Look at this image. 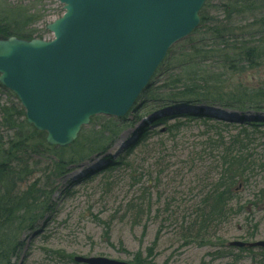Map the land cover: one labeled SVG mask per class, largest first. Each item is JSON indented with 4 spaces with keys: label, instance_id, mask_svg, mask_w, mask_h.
<instances>
[{
    "label": "trees",
    "instance_id": "trees-1",
    "mask_svg": "<svg viewBox=\"0 0 264 264\" xmlns=\"http://www.w3.org/2000/svg\"><path fill=\"white\" fill-rule=\"evenodd\" d=\"M211 1L200 12L198 29L169 51L155 82L140 99L146 111L136 118L148 111L152 113L154 109L150 107L155 106L164 115L149 120L125 148L123 156L118 159L106 156L107 164L100 170L112 172L119 166V171L129 172L131 187L139 185V189L129 201L127 211L144 216L152 212L156 202H164L166 211L174 205V195H168L170 186L165 187L164 177L174 166L172 160L185 156L178 170L183 181H187L184 186L189 191L187 195L191 194L194 210L193 216L184 219L178 235L187 247L212 245L211 239L223 225L248 205L257 206L251 202L242 204L241 194L264 170L263 155L257 152L258 132L243 129L226 135L219 125L207 121L203 115L204 108L214 106L264 113V0H221L215 5ZM43 2L0 0V38L43 39L47 31L37 26L47 18L45 11L38 8ZM214 65L220 67L216 69ZM1 91L14 99L3 103L0 98L3 129L0 136V264H7L20 247L23 233L32 230L42 212L49 209L56 181L71 167L109 152L128 123L127 117H94L90 129L83 128L73 145L51 147L46 142V134L27 123L25 110L16 97ZM169 107L196 109L197 113L182 110L165 114ZM184 117L191 118L187 122L203 118V141L189 153L179 154L176 150V154L164 157L167 142L175 141L187 123L167 120ZM158 125L163 128L157 129ZM157 136L170 139L157 144L154 141ZM138 153L156 160L155 168L143 174L132 158ZM164 162H167L165 166ZM260 194L263 201L264 189ZM157 243L158 239L154 246ZM232 250L228 246L217 257H231ZM235 250L239 251L234 256L236 263L243 259L244 253L257 250L255 261L264 264V248ZM58 256L73 262L75 255L59 253ZM133 263L148 262L138 254Z\"/></svg>",
    "mask_w": 264,
    "mask_h": 264
},
{
    "label": "rangeland",
    "instance_id": "rangeland-1",
    "mask_svg": "<svg viewBox=\"0 0 264 264\" xmlns=\"http://www.w3.org/2000/svg\"><path fill=\"white\" fill-rule=\"evenodd\" d=\"M220 1L212 0L211 4L215 5ZM38 8L43 9L47 15L46 20L37 25L40 29H46L48 23L64 13V5L57 0H44ZM44 38L52 39L53 34L47 31ZM219 67L214 65L216 69ZM0 98L3 103L14 100L1 90ZM142 105L141 102L136 113L132 112L127 116L128 126L111 149V154L123 156L125 148L117 153L115 151L117 144L125 136L124 140L127 141L132 135L139 134L152 118L164 115V111L156 109L155 106L150 107L154 109L152 113L148 111L140 118H136L137 114L146 111ZM182 110L197 113L196 109L169 107L165 114ZM203 115L207 121L219 125L226 135L239 133L243 129L258 132L260 137L258 136L257 152L264 158V113L214 106L211 109L204 108ZM172 119L167 122L174 123L178 120L187 122L186 119L191 118ZM201 119L196 118L185 123L175 141L167 142L164 157L176 154V150L180 151L179 154L189 153L195 145L202 143L205 127L203 118ZM1 122L0 117V136L3 131ZM251 124L259 126L253 128ZM161 125H158L157 129H162ZM86 129H90V126ZM138 131L140 132L136 133ZM169 139L166 136H157L154 141L159 144ZM132 158L135 165L140 170L143 169V174L151 167L155 168L156 160L149 159L144 153H138ZM92 159L95 160V157ZM185 159V156L174 158L172 160L174 166L164 177L165 187L170 186L167 189L168 195H174V205L166 211L164 202L158 204L154 202L152 212L144 216L127 211L129 201L139 189V185L131 187L129 172L119 171L118 166L112 172L96 173L95 170H90L81 175L80 172L92 163L71 167L68 173L56 181L49 209L42 212L32 230L23 233L19 241L20 247L7 264H77L60 258L59 253L74 254L76 257H105L123 262H133L135 256L141 254L147 260V264H257L255 261L257 250L253 253H244L243 259L238 263L235 262L234 256L238 255L239 251L235 248L230 253L231 257L219 258L217 253L227 251L229 244L235 242H264V200L261 201L260 194V190L264 189V170L257 174L252 185L242 190L241 194L242 204L247 205L251 202L257 206L248 205L240 215L223 225L218 235L211 239L212 245L187 247L178 235L184 219L193 216L194 210L191 205V194L187 195L189 191L184 186L187 181H183V175H180L181 171L178 170ZM166 164L167 162H164L163 166ZM104 175H107L105 179ZM22 187L25 188L26 184ZM154 197L156 199V196ZM219 238L221 240H217ZM156 239L158 243L154 246Z\"/></svg>",
    "mask_w": 264,
    "mask_h": 264
},
{
    "label": "water",
    "instance_id": "water-1",
    "mask_svg": "<svg viewBox=\"0 0 264 264\" xmlns=\"http://www.w3.org/2000/svg\"><path fill=\"white\" fill-rule=\"evenodd\" d=\"M53 39L0 38V87L12 92L29 125L66 148L97 116L124 118L172 47L201 23L209 0H57ZM264 248V242L231 243ZM77 264H134L105 257Z\"/></svg>",
    "mask_w": 264,
    "mask_h": 264
},
{
    "label": "bare ground",
    "instance_id": "bare-ground-1",
    "mask_svg": "<svg viewBox=\"0 0 264 264\" xmlns=\"http://www.w3.org/2000/svg\"><path fill=\"white\" fill-rule=\"evenodd\" d=\"M124 138L126 139V136H125ZM124 138L120 141V143L117 144V146H116V150H115V151H117V150L121 147L122 143L125 142ZM117 142H118V141H117ZM117 142H116V143H117ZM116 143H115V144H116ZM92 164H93V163H92ZM97 164H98V162H95V163L93 164V166H95V165H97ZM91 168H92V167H91V164H90L89 166H86V168H85L84 170H82V171L80 172V174H81V175L85 174V172H88Z\"/></svg>",
    "mask_w": 264,
    "mask_h": 264
}]
</instances>
